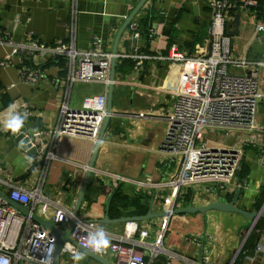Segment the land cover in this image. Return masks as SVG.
Wrapping results in <instances>:
<instances>
[{
  "label": "crops",
  "instance_id": "0c3cea01",
  "mask_svg": "<svg viewBox=\"0 0 264 264\" xmlns=\"http://www.w3.org/2000/svg\"><path fill=\"white\" fill-rule=\"evenodd\" d=\"M139 1L78 0L77 47L89 49L93 36L97 35L102 40L103 49L113 53L117 33ZM208 1L148 0L125 29L118 44L113 108L126 112V115L111 117L109 121L82 202L80 218H104L109 197L119 185L130 197L141 193L146 212L139 214L133 207L122 210L118 216H110L111 219L146 215L151 209L147 199L155 198L153 212L168 210L173 193L171 188H139L133 180L151 176L155 181H163L177 173L178 160L164 149L167 122L155 115L172 107L175 93L183 86L187 74L182 65L160 57L167 56L173 46L189 55L206 51L211 23ZM70 13L71 0H0V28H11L13 38L19 42L33 35L47 44H54L67 39ZM256 22L257 18L247 10L242 15L240 34L233 40L239 54L264 60V37H257ZM134 23L140 32L138 39L133 37ZM12 54L13 48L0 45V60ZM146 55L148 59L142 58ZM15 61L16 65L0 67V162L3 165L0 186L7 188L9 183L32 189L40 179V167H30L37 158L24 151L16 136L4 129V120L9 105H14L17 112L28 114L24 125L31 133L37 127L44 130L54 128L59 121L63 99V88L58 83L65 77V71L62 61H43L40 66L47 77L32 85L21 78V63L18 59ZM260 84L264 90V66L260 70ZM104 90L102 84L78 82L73 87L72 105L78 106L86 96ZM140 112L148 115L136 117ZM257 126L254 130L233 133L230 138V142L242 140L244 143L241 177L239 172L238 179L247 186L239 189L237 205L246 210L264 209V202L259 209L256 208L264 188V102L258 109ZM94 148L95 143L89 139L60 137L48 165L45 194L62 198L74 209ZM205 188H185L175 208L186 207L191 202L196 206L216 201L230 202L236 192L208 193ZM262 220L263 228L257 227ZM247 223L245 217H237L235 213L210 210L206 215L173 214L169 218L98 226L119 236L126 231L133 233L132 238L148 244L160 241L158 245L162 251L156 257L148 251V264H244L247 256L255 252L256 243H264V218L256 221L246 237L251 222L245 232L240 234L239 230ZM67 226L64 224L60 228L65 231ZM254 230L258 232V238L242 258L240 256ZM72 256L73 253L62 251L59 264H77ZM108 258L116 264L114 257ZM78 264L102 263L85 254Z\"/></svg>",
  "mask_w": 264,
  "mask_h": 264
},
{
  "label": "built area",
  "instance_id": "2783aa9c",
  "mask_svg": "<svg viewBox=\"0 0 264 264\" xmlns=\"http://www.w3.org/2000/svg\"><path fill=\"white\" fill-rule=\"evenodd\" d=\"M256 4L255 0H244L242 6ZM208 5L211 23L206 51L189 55L173 46L167 56L160 57L182 65L187 74L183 86L175 93L172 107L155 115L167 122L164 149L178 160L177 173L163 181H155L151 176L133 180L139 188L173 190L166 218L173 215L180 193L185 188L205 186L208 193L226 194L247 186L238 179L244 143L242 140L230 142V138L233 133L258 127L257 113L264 102V90L260 84L264 60L250 59L237 52L233 37L227 30L228 22L233 19L228 14L230 5L227 0H209ZM78 16V0H71L69 34L67 39L54 44H47L33 35L19 42L13 38L11 28H0V45L13 48L12 55L0 60V67L16 65L15 59H18L21 78L32 85L47 77L40 66L43 61L61 60L65 71V77L58 83L63 88V99L57 125L47 130L37 127L30 132L33 139L30 143L39 150L37 159L30 165L40 167L37 185L28 189L7 183V188L4 187L10 199L29 206L31 213L24 214L0 197V258L6 259L8 264H54L56 240L48 229L32 218V213L63 224L74 220L71 237L83 248H86L87 234L99 229L95 221L75 217L74 209L62 198L45 194L47 169L54 157L53 148L57 140L62 136H72L89 139L96 144L108 114V87L114 54L103 49L102 40L97 35L93 36L89 49L77 47ZM132 30L133 37L140 38L135 23ZM255 33L258 38L264 37V19H257ZM142 58L148 59L149 56ZM78 82L102 84L105 90L86 96L80 105L74 106L72 92ZM147 115L140 112L135 116L143 118ZM262 160L264 162V156ZM14 193L17 194L15 198ZM106 233L110 246L97 254L114 257L116 264H148V251L153 257L162 251L158 245L160 241L148 244L135 240L133 233L127 231L121 236ZM262 234L264 236V231ZM53 240L55 247L49 261L47 257ZM67 245L69 247H64L63 251L79 253L78 247ZM244 264H264L263 242L256 243L255 252L247 256Z\"/></svg>",
  "mask_w": 264,
  "mask_h": 264
},
{
  "label": "water",
  "instance_id": "95a60500",
  "mask_svg": "<svg viewBox=\"0 0 264 264\" xmlns=\"http://www.w3.org/2000/svg\"><path fill=\"white\" fill-rule=\"evenodd\" d=\"M147 1L148 0H140L139 1V3L133 9L131 14L127 17L124 24L122 25V27L120 28V30L117 33L115 43H114V48H113L114 57L112 58V68H111V77H110L111 83L109 84V87H108V106H107L108 114H107L105 121L103 123L102 129H101V132L99 135V140L104 139V136H105L109 121L111 120V117L126 115V112L116 111L113 108V96H114V89L116 86V65H117L116 55L118 54V44L120 42V39H121L125 29L132 22V20L135 18V16L140 12V10L143 8V6L145 5V3ZM235 10L237 11V13L235 14L232 21L227 25L228 34L232 37H235V36L240 34L242 15L247 12V8L242 7V6H236ZM14 135L16 136V139H17L20 147L24 151H26L28 154H30L34 157H37L39 155L38 147L32 146V144L30 143V141L33 139L30 135V131H28V129L25 125L23 126V128L20 130V132L18 134H14ZM100 147L101 146H98V142H97L95 144V148L93 150L92 159L88 165L86 176L84 178V181H83L81 189H80L78 200H77L76 205L74 207L73 213H74L75 217H79L80 209L82 207V202H83L89 181H90L91 176L93 174V170L95 168L96 159H97ZM119 187H120V185H119ZM114 193H112L109 197L105 217L102 219H99V220H92V221H95L98 224H108V223H120V222H130V221H145V220H148L151 218L166 217L168 215V212H165V211L159 212V213H155L152 211V206L154 204V199H155L154 198L153 200L147 199V201L151 205V209L149 210V212L146 215L133 216V217H122L119 219H111L110 215H109V210H110L109 208H110V203H111V200L114 196ZM0 197L5 199L8 203L13 205L17 209H19L24 214L28 215L31 213L29 206H25L19 202H16V201L10 199V197L6 193V190L2 186H0ZM239 197H240V190L236 189V192L234 194V199L230 202L216 201V202L209 203V204L202 205V206H196L191 202V204L186 206V207L176 208L173 211V214L202 213V214L206 215L207 212L210 210H219V211H223V212H234V213H238V214L243 215L249 222H251L249 228L252 229L254 227L256 221H258L260 218H264V209H262V210H246V209H243L237 205ZM32 218L35 221H37L39 224H41L43 227L48 229L50 234L56 240L54 264H59V258H60V255H61L63 248H64L66 243H70L71 245L78 247V249L82 253H85L86 255L96 259L97 261L101 262L102 264H113L110 261V259L108 258V256L104 257L102 255H99L97 253H93L90 250L77 245L76 241L74 239H72V237H71L72 229L75 226L74 220H72L68 224L67 229L65 231H63L60 227L63 226L64 224L61 222H56L53 219L44 218L43 216L39 215L38 213H32ZM88 221H90V220H88Z\"/></svg>",
  "mask_w": 264,
  "mask_h": 264
},
{
  "label": "trees",
  "instance_id": "16d2710c",
  "mask_svg": "<svg viewBox=\"0 0 264 264\" xmlns=\"http://www.w3.org/2000/svg\"><path fill=\"white\" fill-rule=\"evenodd\" d=\"M227 1L230 5V9L228 11V14L230 17L234 18L235 14L237 12L235 10V7L236 6H242L244 4V0H227ZM255 1L257 2L256 5H247L246 8H247V10L250 11V13L253 16H255V18L264 19V0H255ZM242 7H244V6H242ZM142 19H141V22H143ZM229 23L230 22H228V24ZM164 32L166 34L170 33V31H164ZM59 61H61V60H59ZM240 177H241V171H240ZM143 197L144 196L141 193L136 194L135 197H130L129 195L125 194L119 187L115 191L114 196H113L111 203H110V210H109L110 216H112V217L118 216L119 214H121L123 212L122 210L133 208V207H135V212H137L139 214H144L146 212V206H144L142 203ZM263 202H264V188L262 189V192L260 193V195L257 199L256 208L259 209L262 206ZM257 227L263 228V220H262V222H260L258 224ZM257 227H256V229H257ZM257 238H258V232L256 230H254V232L251 234V236L247 240L244 252L241 254L240 257L243 258L246 250L251 249L255 245V241Z\"/></svg>",
  "mask_w": 264,
  "mask_h": 264
},
{
  "label": "clouds",
  "instance_id": "9594fccd",
  "mask_svg": "<svg viewBox=\"0 0 264 264\" xmlns=\"http://www.w3.org/2000/svg\"><path fill=\"white\" fill-rule=\"evenodd\" d=\"M27 119L28 114L26 112L23 114L19 113L15 110L14 105H9L8 114L6 119L4 120V129L6 131H10L13 134H18L23 128ZM102 144L103 140H98V146H101ZM29 163H31L30 157ZM16 195V193L13 194L14 198L16 197ZM85 239L87 242L85 247L93 253H101L103 250L107 249L110 246V238L102 227L95 231H90ZM54 247L55 242L53 240L47 257L49 261L51 260V252ZM65 247L69 246L65 245ZM72 258L78 264L80 260L85 258V253L73 252ZM0 264H8V261L6 259L0 258Z\"/></svg>",
  "mask_w": 264,
  "mask_h": 264
},
{
  "label": "rangeland",
  "instance_id": "374dc122",
  "mask_svg": "<svg viewBox=\"0 0 264 264\" xmlns=\"http://www.w3.org/2000/svg\"><path fill=\"white\" fill-rule=\"evenodd\" d=\"M101 90H102V89H101ZM100 92H101V91H100ZM229 213H234V212H229ZM235 215H236L237 217H244L243 215L238 214V213H235ZM249 224H250V222H249ZM249 224L247 223V225L245 224V225H243V226L241 227V229L239 230L240 234H241L242 232H245V230L249 227Z\"/></svg>",
  "mask_w": 264,
  "mask_h": 264
}]
</instances>
